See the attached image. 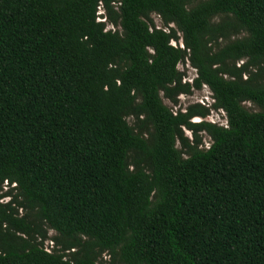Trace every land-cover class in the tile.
<instances>
[{"label":"trees","instance_id":"1","mask_svg":"<svg viewBox=\"0 0 264 264\" xmlns=\"http://www.w3.org/2000/svg\"><path fill=\"white\" fill-rule=\"evenodd\" d=\"M113 1L0 0V264H264V0Z\"/></svg>","mask_w":264,"mask_h":264},{"label":"rangeland","instance_id":"2","mask_svg":"<svg viewBox=\"0 0 264 264\" xmlns=\"http://www.w3.org/2000/svg\"><path fill=\"white\" fill-rule=\"evenodd\" d=\"M153 19L155 24L157 25H161L160 19L156 14H152ZM181 41H179L180 43ZM179 68L184 70L186 75L184 77V80L189 81L191 80L194 76H195V69L193 67L190 66V64L188 62H186L185 64L179 63ZM164 102L171 106L172 103L167 99L163 97ZM193 102H201V103H210L212 102V98H211V92L209 90L208 87L203 86L201 89L199 90H193L192 93L190 94H180L178 96V103L173 107L174 109L177 107H181V108H185L186 105L193 103ZM244 105L249 108L250 110H254V111H259L260 108L250 102L247 101L244 103ZM207 120L209 121H214L220 124H225L226 123V119H225V114L223 111H219V110H212L210 112V114L206 117ZM129 122L132 123V120L130 118H128ZM193 121H198L200 120V117H194L192 119ZM185 133L188 135V137H190V132L189 131H185ZM202 136H203V140L206 141V144H208V137L205 133L202 132ZM7 186L4 185L3 186V190L6 189ZM54 231L53 230H49V235H54Z\"/></svg>","mask_w":264,"mask_h":264},{"label":"built area","instance_id":"3","mask_svg":"<svg viewBox=\"0 0 264 264\" xmlns=\"http://www.w3.org/2000/svg\"><path fill=\"white\" fill-rule=\"evenodd\" d=\"M113 4L115 5V7H117L120 4V1L119 0H114L113 1ZM102 12H103L102 7L99 6L98 7V12H97V14H98L97 20L105 21V18L100 15ZM106 26H107V28H112V29L115 28L113 25H111L109 23H107ZM156 26L157 27H161V25H157V24H156ZM172 43H173V41H172ZM204 86H206V85H204ZM55 248H57V246L54 244V241L51 238H47V239L44 240V249L46 251H48V252L51 253V252H54L55 251ZM71 250H74V249L72 248Z\"/></svg>","mask_w":264,"mask_h":264}]
</instances>
